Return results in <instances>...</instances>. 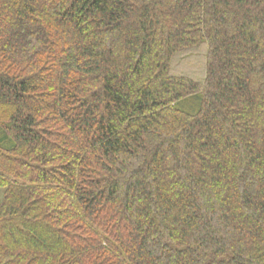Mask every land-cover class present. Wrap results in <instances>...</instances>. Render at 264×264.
<instances>
[{
    "label": "trees",
    "instance_id": "1",
    "mask_svg": "<svg viewBox=\"0 0 264 264\" xmlns=\"http://www.w3.org/2000/svg\"><path fill=\"white\" fill-rule=\"evenodd\" d=\"M0 264H264V0H0Z\"/></svg>",
    "mask_w": 264,
    "mask_h": 264
},
{
    "label": "rangeland",
    "instance_id": "2",
    "mask_svg": "<svg viewBox=\"0 0 264 264\" xmlns=\"http://www.w3.org/2000/svg\"><path fill=\"white\" fill-rule=\"evenodd\" d=\"M192 60H188V62L184 63L182 67H179L178 70L181 71H189L192 74H199V67L201 68V64L198 58H191Z\"/></svg>",
    "mask_w": 264,
    "mask_h": 264
}]
</instances>
